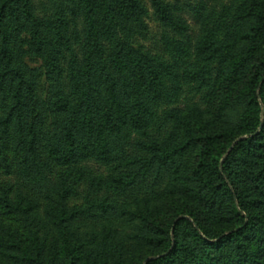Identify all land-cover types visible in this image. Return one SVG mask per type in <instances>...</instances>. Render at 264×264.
Returning <instances> with one entry per match:
<instances>
[{
    "label": "trees",
    "instance_id": "1",
    "mask_svg": "<svg viewBox=\"0 0 264 264\" xmlns=\"http://www.w3.org/2000/svg\"><path fill=\"white\" fill-rule=\"evenodd\" d=\"M0 264H264V0H0Z\"/></svg>",
    "mask_w": 264,
    "mask_h": 264
},
{
    "label": "rangeland",
    "instance_id": "2",
    "mask_svg": "<svg viewBox=\"0 0 264 264\" xmlns=\"http://www.w3.org/2000/svg\"><path fill=\"white\" fill-rule=\"evenodd\" d=\"M206 6L208 11L211 10H218L223 4H226L228 0H205ZM185 21L189 26L192 28L193 32L196 34L198 27L196 26L195 22L192 20V17L185 13L183 15ZM24 62L32 68H40L41 67V60L37 57H29L28 55L24 56ZM183 202V199L179 195H169L165 197L161 202V213L160 216L164 219L170 218V212L172 208L179 206ZM131 252L134 254H140L141 256H145L148 250L144 247H135L131 243H127L126 245Z\"/></svg>",
    "mask_w": 264,
    "mask_h": 264
}]
</instances>
